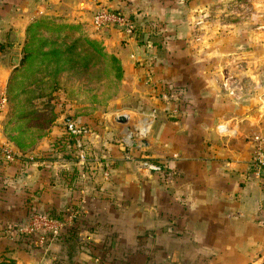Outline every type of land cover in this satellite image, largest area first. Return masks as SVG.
Listing matches in <instances>:
<instances>
[{
    "label": "crops",
    "instance_id": "1",
    "mask_svg": "<svg viewBox=\"0 0 264 264\" xmlns=\"http://www.w3.org/2000/svg\"><path fill=\"white\" fill-rule=\"evenodd\" d=\"M230 1L0 0L7 97L30 71L22 49L38 22L99 42L122 77L92 112L54 93L61 110L40 118L43 139L24 141L25 128L12 137L19 125L0 114V240L21 264H264V171L257 178L249 166L254 139L264 141V105L245 99L262 90L264 56L243 51L249 39L230 25ZM101 8L126 14L141 34L96 31ZM68 125L86 129L82 148L53 149ZM62 211L78 214L70 235L39 247L20 233L33 215Z\"/></svg>",
    "mask_w": 264,
    "mask_h": 264
},
{
    "label": "trees",
    "instance_id": "2",
    "mask_svg": "<svg viewBox=\"0 0 264 264\" xmlns=\"http://www.w3.org/2000/svg\"><path fill=\"white\" fill-rule=\"evenodd\" d=\"M33 28L28 30L30 36L22 49L20 67L30 70L26 77L28 74L30 77L33 76L35 87L38 89L37 97H43L45 102L49 103L48 106L52 107L53 94L63 90L67 100L78 98L76 101L80 104L103 107L116 96L122 79L119 61L108 55L99 42L90 40L83 34L76 36L77 29L61 24L38 22ZM140 34L141 29L135 25V38ZM79 79L83 83L81 87L86 95L76 93L67 85V82ZM93 83L97 86L91 88ZM21 84L22 81L17 89ZM11 93L12 91L9 92V100L14 98ZM91 108L89 112H92ZM8 122L11 123V119ZM27 135L23 134L24 141ZM30 135H33V132ZM56 140L60 151L74 148V137L67 131ZM154 162L157 161H151ZM44 215L53 221H62L67 216L65 211ZM68 234L70 235L71 231ZM8 262L15 264L14 261Z\"/></svg>",
    "mask_w": 264,
    "mask_h": 264
},
{
    "label": "rangeland",
    "instance_id": "3",
    "mask_svg": "<svg viewBox=\"0 0 264 264\" xmlns=\"http://www.w3.org/2000/svg\"><path fill=\"white\" fill-rule=\"evenodd\" d=\"M237 4L239 7L236 6ZM230 5L236 6L232 14H229V19L231 23L230 25L239 26L240 32L243 33V35L249 39V43L243 46V51L247 55L248 54L251 55L253 54V52H256L257 54L259 53L264 56V0H232L230 1ZM223 25H225V23ZM220 29H222L221 23H219V26H217L216 34L221 33ZM106 34H108V32L103 33L102 38ZM108 49L111 50L110 44H108ZM256 60L257 59H255V61ZM260 61L264 63V60H260ZM24 77L25 78H23L21 86L16 90L14 98L11 100H9L8 98L7 108L2 114L5 116L4 118H6L5 119L6 121L11 119L12 123H14L15 125H19L18 126L19 130L17 132L11 133L12 137H14L13 134L16 135L20 134L21 131H23L25 128L27 129L25 133L28 134L25 137V140H35V138L37 137L42 138L41 135L44 134L46 130L49 128V124H45V120H43L44 122L43 121L41 122V120H32V119L33 118L44 119L52 116L57 117L59 116L58 111H60L61 109L56 108L55 106L50 107L48 106L49 103H46L43 97H37L38 89L35 87V82L32 79L33 76L30 77V75L28 74L27 77L26 76ZM72 78H76V77H72ZM251 78L253 79L254 77H250V79ZM60 84H62V80H60ZM67 85L70 87V89H73V91L75 90L76 93L78 94H85V95L87 94L83 92V89L81 87L83 83L81 79L71 80L70 82H67ZM94 86H97L96 83H93L91 85V88H93ZM261 86H262V90L258 93V95L257 94L253 95V92L251 93L247 92L245 95L246 96L245 99H247V101L260 99L262 105H264V83H262ZM60 91L63 92V90ZM91 94L92 93H90L89 95ZM93 108L94 107L92 106V109ZM88 109L89 108H86V110ZM96 110L98 114L101 112L97 108ZM23 119H25V121H23ZM8 124L10 123L8 122ZM32 132L33 135H30ZM43 138H45V135H43ZM41 140L39 142H41ZM33 142L36 143L38 141H31V144ZM57 144H58V140H54L52 143V148L53 149L57 148ZM75 144H74V148H76ZM42 147L46 148L48 147V145L44 144L42 145ZM25 238L26 237L24 236V239ZM1 242L2 241L0 240V264H8L9 263L8 261H11L12 257L13 256L15 257L16 255H14L12 251L8 250L5 247V245L2 244ZM12 247H14V245ZM17 258L18 257H15L16 259L15 261L18 262V264H21V260Z\"/></svg>",
    "mask_w": 264,
    "mask_h": 264
},
{
    "label": "built area",
    "instance_id": "4",
    "mask_svg": "<svg viewBox=\"0 0 264 264\" xmlns=\"http://www.w3.org/2000/svg\"><path fill=\"white\" fill-rule=\"evenodd\" d=\"M92 24L96 31H104L109 28L118 30L125 39H130L134 35L135 23L126 14L121 12L111 11L106 8L97 10L92 16ZM8 104V97L5 92L0 90V114H2ZM67 132L75 137V146L81 149L82 145L79 138L86 134V129L80 126H67ZM252 156L249 161L250 172L253 176L259 178L261 172L264 171V141L255 138ZM3 157L7 161H13L14 157L9 149L2 151ZM81 159L83 156L81 155ZM143 167L149 172L160 173L162 170L161 164L144 161ZM76 211L69 213L62 221H53L45 215L35 214L29 218L27 223L20 230V233L29 238H36V244L39 247H44L47 242L63 236L71 231V228L77 218Z\"/></svg>",
    "mask_w": 264,
    "mask_h": 264
},
{
    "label": "water",
    "instance_id": "5",
    "mask_svg": "<svg viewBox=\"0 0 264 264\" xmlns=\"http://www.w3.org/2000/svg\"><path fill=\"white\" fill-rule=\"evenodd\" d=\"M117 121H118V123L124 124L125 123V118L119 117Z\"/></svg>",
    "mask_w": 264,
    "mask_h": 264
}]
</instances>
